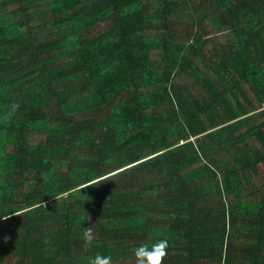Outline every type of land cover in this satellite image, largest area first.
Listing matches in <instances>:
<instances>
[{
  "label": "trees",
  "instance_id": "1",
  "mask_svg": "<svg viewBox=\"0 0 264 264\" xmlns=\"http://www.w3.org/2000/svg\"><path fill=\"white\" fill-rule=\"evenodd\" d=\"M262 172L264 0H0V264H264Z\"/></svg>",
  "mask_w": 264,
  "mask_h": 264
},
{
  "label": "clouds",
  "instance_id": "2",
  "mask_svg": "<svg viewBox=\"0 0 264 264\" xmlns=\"http://www.w3.org/2000/svg\"><path fill=\"white\" fill-rule=\"evenodd\" d=\"M84 237L87 241H91L92 233L90 228H86ZM169 242L166 239L156 241L148 247L141 245L134 251L137 264H162L164 257L167 255ZM112 257L107 255L97 254L92 257L89 264H111Z\"/></svg>",
  "mask_w": 264,
  "mask_h": 264
},
{
  "label": "rangeland",
  "instance_id": "3",
  "mask_svg": "<svg viewBox=\"0 0 264 264\" xmlns=\"http://www.w3.org/2000/svg\"><path fill=\"white\" fill-rule=\"evenodd\" d=\"M184 21H186V19H184ZM187 21L189 23H180L178 26H179V29H181L182 31H189V30H196L194 24L190 25L191 24V19H187ZM187 25H190V27H187ZM194 26V27H193ZM207 27V28H206ZM206 33H207V39H209L211 41V43H209V46H208V50L211 51L210 49L213 47V46H217V45H222L223 43L226 42V40L228 39L229 35L227 33H216L215 30H213V28H211V26L206 23ZM186 81H188L187 79L183 78V77H180V78H177L175 79V82L176 83H186ZM190 83V82H189ZM260 182L262 184H264V172H262L261 176H260Z\"/></svg>",
  "mask_w": 264,
  "mask_h": 264
}]
</instances>
